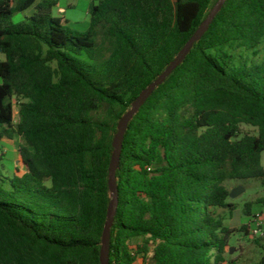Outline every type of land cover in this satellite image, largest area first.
Listing matches in <instances>:
<instances>
[{"label":"trees","instance_id":"1","mask_svg":"<svg viewBox=\"0 0 264 264\" xmlns=\"http://www.w3.org/2000/svg\"><path fill=\"white\" fill-rule=\"evenodd\" d=\"M217 1L92 0L78 32L56 0H0V143H24L10 174L0 158V264H99L118 121ZM263 39L264 0H226L128 123L109 264L226 262L224 183L264 185V62L233 51Z\"/></svg>","mask_w":264,"mask_h":264},{"label":"rangeland","instance_id":"2","mask_svg":"<svg viewBox=\"0 0 264 264\" xmlns=\"http://www.w3.org/2000/svg\"><path fill=\"white\" fill-rule=\"evenodd\" d=\"M57 7L53 9V15L64 21H67L68 26L78 32H86L89 28L88 9L92 0H56ZM32 10V9H31ZM31 10L24 13L16 14L13 17L14 22H19L26 16L30 15ZM256 53L245 51L244 49H236L234 55L237 59L252 61L256 64L264 62V39L254 50ZM4 60V55L0 52V61ZM1 84V80H0ZM14 108V122L17 121V108ZM241 131L244 134H255L256 130L252 127L241 125ZM24 143L20 138H15L13 141L3 140L0 143V158L4 165L2 172L11 173L14 167H21L19 156V148ZM261 164L264 168V153L262 154ZM224 186L231 192L235 188H243V192L231 198L228 197L227 202L235 205V210L232 213L220 211L224 218V224L233 231L228 241V251L223 258L226 260L223 264H252L261 257L264 247V204H257L264 197V185L261 180L250 179L246 181H226ZM252 202L250 216L247 217L244 213L246 203ZM258 215V217H257ZM256 224L261 225V233L253 234ZM248 226V233L242 230V227ZM258 242V243H257ZM139 243L135 240L132 243L134 246ZM135 264H143L142 259L138 256ZM145 264H151L150 256L147 257Z\"/></svg>","mask_w":264,"mask_h":264},{"label":"water","instance_id":"3","mask_svg":"<svg viewBox=\"0 0 264 264\" xmlns=\"http://www.w3.org/2000/svg\"><path fill=\"white\" fill-rule=\"evenodd\" d=\"M226 0H218L215 6L212 8L207 18L200 24L199 28L193 34V36L187 41V43L183 46V48L179 51L174 60L169 64V66L165 69V71L155 80L153 81L147 88H145L137 97V99L132 103L131 108L128 112H126L118 121L116 127V134L114 135L112 141L113 151L110 156V162L108 166V180L107 186L109 191L110 202L106 212V221L104 224L102 236H101V247L99 251V264H109L108 254H109V230L114 218V214L116 212L118 199H117V188H116V177L115 171L118 168L120 161V147L123 135L126 131L128 123L132 120L135 114L138 112L140 107L145 103L148 97L152 94V92L163 83L165 78L177 68V66L183 61L184 57L190 51L194 42H196L201 35L205 32L212 19L222 7L223 3ZM243 192V188H235L229 193V197L233 198Z\"/></svg>","mask_w":264,"mask_h":264},{"label":"built area","instance_id":"4","mask_svg":"<svg viewBox=\"0 0 264 264\" xmlns=\"http://www.w3.org/2000/svg\"><path fill=\"white\" fill-rule=\"evenodd\" d=\"M13 117H14V111H13ZM258 217V215H257ZM261 233V225L260 224H256L254 230H253V234L254 235H258Z\"/></svg>","mask_w":264,"mask_h":264}]
</instances>
